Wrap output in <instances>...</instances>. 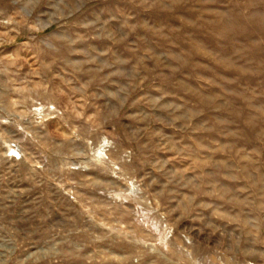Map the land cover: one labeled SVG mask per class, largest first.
Instances as JSON below:
<instances>
[{"label":"rangeland","instance_id":"rangeland-1","mask_svg":"<svg viewBox=\"0 0 264 264\" xmlns=\"http://www.w3.org/2000/svg\"><path fill=\"white\" fill-rule=\"evenodd\" d=\"M0 264H264V0H0Z\"/></svg>","mask_w":264,"mask_h":264}]
</instances>
